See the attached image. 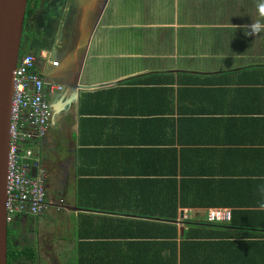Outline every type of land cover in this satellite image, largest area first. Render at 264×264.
<instances>
[{
  "label": "crops",
  "instance_id": "crops-1",
  "mask_svg": "<svg viewBox=\"0 0 264 264\" xmlns=\"http://www.w3.org/2000/svg\"><path fill=\"white\" fill-rule=\"evenodd\" d=\"M44 3L56 36L25 49L61 88L33 144L46 208L17 217L36 249L23 264H264L259 231L206 220L264 219V30L248 29L264 0Z\"/></svg>",
  "mask_w": 264,
  "mask_h": 264
},
{
  "label": "built area",
  "instance_id": "built-area-1",
  "mask_svg": "<svg viewBox=\"0 0 264 264\" xmlns=\"http://www.w3.org/2000/svg\"><path fill=\"white\" fill-rule=\"evenodd\" d=\"M44 58L48 54H43ZM58 61L50 65L57 66ZM61 86L48 84L36 69L31 53L19 56L14 72L9 116V150L6 170V222L23 213L38 215L46 208L45 172L29 142L43 139L52 118L47 92ZM232 213L226 208L207 212L208 223L227 224Z\"/></svg>",
  "mask_w": 264,
  "mask_h": 264
},
{
  "label": "water",
  "instance_id": "water-1",
  "mask_svg": "<svg viewBox=\"0 0 264 264\" xmlns=\"http://www.w3.org/2000/svg\"><path fill=\"white\" fill-rule=\"evenodd\" d=\"M27 0H0V264H7L6 170L13 78L20 56ZM81 62V61H80ZM75 77L78 78L80 69ZM74 80L65 87L74 91ZM100 87V86H99ZM51 111H55V106Z\"/></svg>",
  "mask_w": 264,
  "mask_h": 264
},
{
  "label": "trees",
  "instance_id": "trees-1",
  "mask_svg": "<svg viewBox=\"0 0 264 264\" xmlns=\"http://www.w3.org/2000/svg\"><path fill=\"white\" fill-rule=\"evenodd\" d=\"M33 3H31V0H29L27 7H26V20L35 13V11L38 9V0H32ZM26 22V21H25ZM24 28H25V23H24ZM31 32V31H30ZM29 32V35L31 34ZM24 33V31H23ZM39 50V49H38ZM37 50V51H38ZM40 51V50H39ZM39 51L37 54H39ZM28 53V51L25 49V40H24V35L22 34V39H21V50H20V56L23 54ZM141 78H136L131 80L130 82H144L146 80L140 81ZM34 143L29 142L27 146L32 147L33 151L34 150ZM36 157V154H35ZM177 161V157L175 155V160L174 162ZM217 195L216 193L211 194L210 197H214ZM219 196V195H218ZM219 197H214L212 201H210L209 206H234V207H242L240 204L228 202L225 200L224 197L220 196ZM258 204V203H257ZM208 207V206H207ZM247 213H255L253 218L246 223H237L235 222V213L232 211V219L229 223L227 224H214V223H209V225H216V226H232V225H242L250 228L252 231H259L260 233H256L257 238H263L264 233H263V228H264V219L259 218V214L257 212H247ZM19 219H15L13 222L7 224V264H23L25 261H29L30 263H33L36 259V249L34 248L33 244H26V245H20L18 242L19 240V235L20 231L22 229L21 224H19ZM254 235V236H255Z\"/></svg>",
  "mask_w": 264,
  "mask_h": 264
},
{
  "label": "rangeland",
  "instance_id": "rangeland-1",
  "mask_svg": "<svg viewBox=\"0 0 264 264\" xmlns=\"http://www.w3.org/2000/svg\"><path fill=\"white\" fill-rule=\"evenodd\" d=\"M44 1L45 0H42V2L39 4V9L41 10L40 11V15H42L40 18H45V16H47L48 19H43V20L41 19V22H42V30H39V27H33L32 30H31V32H30L31 33L30 35L31 36H34V38L37 39V38H39L38 33H41V31H43L42 33H44V35H41L43 37V39L41 38L42 43H40V42H37L36 43L35 42L34 46L36 45V47H39V45L42 44V47H48L49 48V46H47V45H44L43 46L44 42L47 43L48 40H51L52 38L54 40V38H55L56 35H55V30L53 28V21L49 18L48 12H46L47 11V5H46V3H44ZM45 12H46V14H45ZM29 45L32 48V43H29ZM34 56H36V55H34ZM108 75H109V73H107L106 75L103 74L101 76H103V78L105 76V78H106ZM20 226H23V225H20ZM34 239H35V234H34ZM18 241H19L18 243L20 245H25L26 242L29 241V240H28V238H24V234H21V237L19 238Z\"/></svg>",
  "mask_w": 264,
  "mask_h": 264
},
{
  "label": "flooded vegetation",
  "instance_id": "flooded-vegetation-1",
  "mask_svg": "<svg viewBox=\"0 0 264 264\" xmlns=\"http://www.w3.org/2000/svg\"><path fill=\"white\" fill-rule=\"evenodd\" d=\"M45 1H47V0H45ZM28 2H29V0H27V4H28ZM42 2V0H38V3L40 4ZM31 3H33V1L31 0ZM27 4H26V7H27ZM38 8H39V5H38ZM55 9H56V7H55ZM55 9H54V12H55ZM37 11V10H36ZM35 11V12H36ZM35 14L36 13H34L33 15H31L27 20H26V12H25V18H24V23H25V28H24V24H23V31H24V33H23V31H22V34L24 35V40H25V42H27V41H29V42H31L32 44H33V42H34V40H36V43L37 42H40V43H42V40H41V38L43 39V37L41 36V35H44V33H42L43 31H41V33H38L39 34V36H40V38H34V36H31V35H29V32L32 30V28L33 27H39L38 26V19H36L34 16H35ZM67 17H68V15H67ZM26 21V22H25ZM70 28V25H68V29ZM61 30V29H60ZM70 30V29H69ZM64 36H65V39L66 40H68V38L70 37V35H69V31L68 32H66L65 31V33H64ZM62 38H63V34H62ZM64 39V41H66ZM51 45V44H50ZM49 45V46H50ZM32 47H34V49H36L37 47H36V45L34 46H32ZM21 234H25V231H24V227L22 226V229H21V231H20V235H19V238L21 237ZM31 238H32V236H31ZM33 239V238H32ZM26 244H32L30 241H27L26 242ZM25 244V245H26Z\"/></svg>",
  "mask_w": 264,
  "mask_h": 264
},
{
  "label": "clouds",
  "instance_id": "clouds-1",
  "mask_svg": "<svg viewBox=\"0 0 264 264\" xmlns=\"http://www.w3.org/2000/svg\"><path fill=\"white\" fill-rule=\"evenodd\" d=\"M248 29H250V33L252 35H256L257 33L261 32L262 30H264V26H262L261 24L257 23L255 25L250 24L248 26ZM246 34H248V31L246 30Z\"/></svg>",
  "mask_w": 264,
  "mask_h": 264
}]
</instances>
